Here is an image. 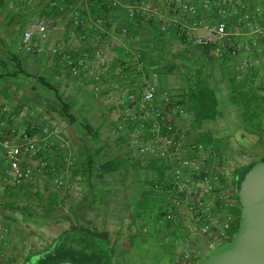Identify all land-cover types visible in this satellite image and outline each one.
<instances>
[{"label":"crops","instance_id":"obj_1","mask_svg":"<svg viewBox=\"0 0 264 264\" xmlns=\"http://www.w3.org/2000/svg\"><path fill=\"white\" fill-rule=\"evenodd\" d=\"M66 1H70L64 10L66 17L62 15L58 20L50 21L55 25L51 38L75 54L87 51L92 58L94 51L102 53L98 69H95L100 76L97 96L95 82L85 75L71 74L60 58L48 52L36 55L20 49L28 25L45 20L35 2L25 5L20 0H0V106L12 111L10 118L0 113V264H23L30 236L25 228L34 223L31 220L33 210H40L45 204H57V212L66 215L77 204H88L86 214L93 223L98 215L94 210L100 207H110L107 215L113 216L110 213L119 205L140 204V200L135 201L133 197L138 192L146 195L153 192L156 195L159 201L151 207L153 210L163 203L159 193L153 190L154 181L133 180L134 174L130 170L135 167L138 172L147 174L157 171L149 167V161L139 156L130 143V134L139 126L144 113L139 106L142 93L149 84L156 87L152 102L156 110L162 112L184 137L189 136L188 130L196 131L188 137L189 142H212L220 150L224 162L225 152L217 144L224 141L235 144L239 138L257 139L255 134L244 131L242 106L238 104L244 91L238 90L236 82L239 60L242 56L251 59V53L219 58L207 48L183 44L173 34L159 31L156 22L132 20L124 10H113L92 0ZM73 7H77L85 19V26L79 27L77 32L67 20ZM97 15H101L104 21L103 38L96 46H91L82 42L78 35L87 32L88 39L93 37L96 28L92 22ZM201 17L206 25L215 21L214 13L207 16L201 13ZM194 65L198 67L194 68ZM178 79L184 82L179 88L175 86ZM199 83L201 90H212L217 99V114L201 123L188 109V84L194 89ZM257 92L264 96V89ZM62 103L68 105V111L75 118L73 124L63 118ZM127 105L134 106L136 119L122 130H117ZM31 122L38 127L59 130L60 137L50 139L56 144L64 140L70 147L63 150L60 156L46 149L45 157L52 163L47 178L37 176L34 181L19 186L3 184L5 157L2 141L10 137L13 126L29 125ZM83 126H89L95 138L88 136L82 130ZM88 156L95 160L91 185L82 169ZM67 159L72 160L74 165L66 167ZM111 161L117 166L116 171L105 174L103 180L97 179L95 176L100 174L101 164ZM59 175L76 185L73 192L58 190L51 185V178ZM234 180L232 178L230 182ZM230 214L235 220L234 214ZM164 227L165 224L160 222L156 228L148 224L149 235L139 239L137 246L146 249L153 245L163 254L175 252V245L188 244L185 252L180 253L185 255L192 250L190 255H193L185 264H193L194 258L201 252L200 241L203 240L189 239L179 228L169 231ZM165 240L170 244H166Z\"/></svg>","mask_w":264,"mask_h":264},{"label":"built area","instance_id":"obj_2","mask_svg":"<svg viewBox=\"0 0 264 264\" xmlns=\"http://www.w3.org/2000/svg\"><path fill=\"white\" fill-rule=\"evenodd\" d=\"M20 1L25 5L35 2L40 10L49 7L63 12L66 9L62 0ZM92 1L113 10H124L134 21L156 22L159 31L173 34L183 44L207 48L219 58L251 53V59L242 56L239 60L236 81L242 83L248 78L250 88H264V0ZM201 13L206 16L214 13L215 21L211 25L204 24ZM67 20L73 29L85 26V19L77 7L69 12ZM92 23L96 28L93 37L88 39V33L82 32L78 38L96 46L103 38L102 16L97 15ZM54 28L55 25L47 20L31 22L22 36L20 49L36 55L48 52L60 58L71 74L85 75L95 82L97 96L100 76L95 69H98L102 53L96 50L92 58L87 51L72 53L51 38ZM155 95L153 84L142 93L139 108L144 113L139 126L130 134L131 146L142 158L158 163L163 177L154 182L153 190L163 199L158 207L163 213V222L177 226L189 239L203 240L200 244L209 252L229 238L234 221L229 211L237 205V189L228 180L223 155L214 148L189 142L152 105ZM134 110L133 105L125 107L117 130L136 119ZM0 113L10 118L12 111L0 106ZM59 134V130L38 127L35 122L10 128V137L2 141L5 164L1 182L19 186L34 181L37 176L47 178L52 163L45 157L46 149L60 156L70 147L64 140L56 144L50 139L60 137ZM73 165L72 160H66V167ZM64 178L63 175L51 178V185L73 192L75 186Z\"/></svg>","mask_w":264,"mask_h":264},{"label":"trees","instance_id":"obj_3","mask_svg":"<svg viewBox=\"0 0 264 264\" xmlns=\"http://www.w3.org/2000/svg\"><path fill=\"white\" fill-rule=\"evenodd\" d=\"M70 2V1H69ZM69 2L62 0L61 4L65 8L68 7ZM93 5V3H92ZM45 20L47 21H56L60 16L66 17L65 11L58 12L52 8L45 7L42 10ZM68 25L70 26L69 22ZM75 32L80 31V28L74 29ZM79 33V32H78ZM248 78L245 79L242 83H238L237 87L239 91H244L239 97V103L242 106L243 120L245 121V132L252 133L257 136L259 141L264 138V120H262V114L264 113V96H260L257 91L264 88H250L248 85ZM233 85L234 82L232 83ZM190 89L188 109L191 114L194 116L195 120L198 123H201L205 120H210L215 117L217 114V99L213 94L212 90L204 89L201 90V84L199 83L194 89ZM254 90L256 92H252ZM62 116L69 123L73 124L76 122L75 118L70 114L69 107L65 103L61 105ZM145 126H147L145 124ZM82 130L87 133L88 136L95 138L94 131L89 126H83ZM200 144L205 145L208 148H214L218 152L220 150L212 144L210 141H201ZM264 159H261L262 161ZM94 157L88 156L85 165L82 166L83 173L88 176V184L91 185V180L93 178L92 168L94 165ZM259 161V162H260ZM257 161L249 163L245 167L237 168L234 173L233 181L236 189L239 188L241 182L243 181L247 172L255 165ZM148 165L153 170L159 172V166L157 161L152 160L148 162ZM117 169L114 162H105L100 166V174L95 177L99 180H103L105 174L114 173ZM162 174L159 172L157 179L153 181L162 180ZM154 183L152 184V186ZM237 205L234 210H230L235 216L232 227L229 232V238L225 240L222 244L230 242L234 235L236 234L240 222V210L238 206V197L236 196ZM88 204H77L76 207L72 208L67 215H65L64 220H71L73 223L72 232H67V234L60 235L55 240L49 244L43 251L28 257L25 263L27 264H53L57 262L70 261L76 264H120L130 252L134 251L139 239L144 236L149 235L147 232V225L151 227L156 223H164V230H174L177 229V226H174L170 222H163V213L161 210H153L151 207H144L141 209L139 204H122L116 207L112 211L113 216L109 215V220L113 223H105L104 216L96 215L97 219L100 220L90 222L88 220L86 211ZM57 204H45L40 207V212H33L35 220H41L44 224L52 223L58 224L60 222V217L57 213ZM29 211V208L27 209ZM234 211V212H233ZM81 219L84 221L81 224ZM87 219L88 221H85ZM107 224L110 226H116L120 230L117 233L115 242L111 244V237L107 232V229L104 228ZM123 229H126L127 233L122 232ZM82 235V238L90 237L94 238L93 244L90 242L81 241V238H75L76 235ZM151 234V233H150ZM125 241L120 242V239ZM83 251L82 255H79L77 252ZM60 252H63L60 255Z\"/></svg>","mask_w":264,"mask_h":264},{"label":"rangeland","instance_id":"obj_4","mask_svg":"<svg viewBox=\"0 0 264 264\" xmlns=\"http://www.w3.org/2000/svg\"><path fill=\"white\" fill-rule=\"evenodd\" d=\"M195 67H198V65H194V68ZM182 85H184V82L178 79L176 81L175 86L179 88ZM262 120H264V113L262 114ZM188 131H189V136L185 135L187 137V138L185 137L186 139H188V137L190 138V136H193L196 132L194 130H188ZM237 141L238 142L235 144L232 143L227 144L224 141L222 142V144L216 145L218 147L221 145L220 147H222V150H224L225 152V156H226L225 166H226V175L228 177V180H232L237 168L245 167L251 162L254 161L259 162L261 159H264V138H262L259 141V139L256 138L250 139L247 137L246 139L239 138ZM111 155L113 157L116 156V154H111ZM108 158H110V155L108 156ZM130 170H132L134 174L132 177L133 180H137V181L145 180L146 182L157 179L158 175H156V173L157 174L159 173L157 171H153L155 173H149V174H147V172L144 173L143 171L138 172L137 170H135V167L130 168ZM74 186L76 187L75 184ZM133 197L135 201L136 199L140 200L139 207L141 209H143L144 207H154V205L159 201V199L156 197V195H154L153 192L151 193V195L149 194L146 195V194H142L141 192H138ZM109 208L100 207V209L94 210L98 214V216L102 215L104 216V218H106L105 223L106 222L113 223L111 220H109L110 217L107 215L109 214L110 211ZM33 212H40V210H33ZM64 214L65 213L63 212L58 213V216L60 217V222L58 224H52V223L44 224L42 222L35 220L34 218L31 219L32 221H34V223L31 225H27V227L25 228L28 234H30L26 246L27 249L26 259L43 251L49 244H51L55 240V238L60 236L63 232L72 230L73 223L71 222V220L68 221L64 220L65 217ZM88 220L85 219V221ZM96 221L97 223H99L100 220L98 219ZM80 222L81 224L84 223L82 219ZM157 224L154 226L155 228L157 227ZM104 228L107 229V232L111 237V244H113L116 241L115 238L117 237L116 235L120 229L116 226H110V224H107L106 226H104ZM122 232H124V234L127 233L126 229H123ZM161 236L163 237V234H161ZM124 241H125V236L124 239H120V242H124ZM165 243L168 245L170 244L168 240H165ZM175 246H176L175 252L170 251L168 253L165 252L163 254H160L157 251V249L154 248L153 245L148 246L146 249L143 248L141 249L140 245L138 246L136 245L135 247L136 249L132 251V254L126 257L120 264H173V263L185 264L187 261H189L190 256L193 255V254L190 255V253L193 251L189 250L190 253H186L185 255H183L180 252L181 251L185 252V250L188 248V244H184L180 246L175 245ZM200 251L202 252V254L208 253L205 246H202ZM77 253L79 255H82L83 251L81 252L78 251ZM62 254L63 252H60V255ZM194 259H196V262L193 264H197L200 258H194ZM25 262L26 260L23 262V264H25ZM42 263L44 264L43 261Z\"/></svg>","mask_w":264,"mask_h":264},{"label":"water","instance_id":"obj_5","mask_svg":"<svg viewBox=\"0 0 264 264\" xmlns=\"http://www.w3.org/2000/svg\"><path fill=\"white\" fill-rule=\"evenodd\" d=\"M236 195L240 210L236 234L230 242L202 256L197 264H264V160L251 167Z\"/></svg>","mask_w":264,"mask_h":264},{"label":"flooded vegetation","instance_id":"obj_6","mask_svg":"<svg viewBox=\"0 0 264 264\" xmlns=\"http://www.w3.org/2000/svg\"><path fill=\"white\" fill-rule=\"evenodd\" d=\"M67 232H72V230L71 231H65V232H63L64 233V235L65 234H67ZM63 233L61 234V235H63ZM75 238H81L80 240L81 241H85V242H90L91 244H93V242H94V238H90V237H85V238H82V235H76V237ZM205 255V253H203L202 254V252H200L199 254H197L196 255V257L195 258H201L202 256H204ZM196 262V259H194V263ZM27 264V263H26ZM30 264V263H29Z\"/></svg>","mask_w":264,"mask_h":264}]
</instances>
